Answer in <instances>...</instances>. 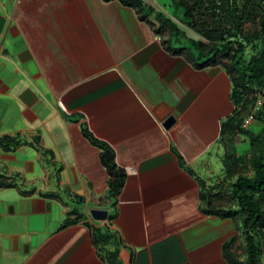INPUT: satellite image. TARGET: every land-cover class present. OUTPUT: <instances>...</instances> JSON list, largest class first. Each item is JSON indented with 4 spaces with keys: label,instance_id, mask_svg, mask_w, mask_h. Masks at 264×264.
<instances>
[{
    "label": "crops",
    "instance_id": "0c3cea01",
    "mask_svg": "<svg viewBox=\"0 0 264 264\" xmlns=\"http://www.w3.org/2000/svg\"><path fill=\"white\" fill-rule=\"evenodd\" d=\"M122 1L0 0V137L21 142L0 144V264H107L116 246L122 264H231V239L237 258L239 225L200 200L230 79L171 52ZM83 128L125 171L114 200ZM95 230L114 236L101 251Z\"/></svg>",
    "mask_w": 264,
    "mask_h": 264
},
{
    "label": "trees",
    "instance_id": "16d2710c",
    "mask_svg": "<svg viewBox=\"0 0 264 264\" xmlns=\"http://www.w3.org/2000/svg\"><path fill=\"white\" fill-rule=\"evenodd\" d=\"M221 1L220 3H218ZM124 5L139 12H149L159 25L157 32H168L163 44L174 54L184 53L193 60L195 66L220 65L231 82V101L234 106L232 114L221 123L220 141L228 135L247 133L250 137V164L253 175H239L231 188L236 198L239 215L238 229L244 237L243 261H239L232 253L234 239L223 246V254L231 264H261V243L264 237V127L258 134L246 131L242 127L243 121L253 113V118L264 125V104L254 110L257 96L264 92V0H173L175 7L183 9L180 21L194 31L201 39H189L197 52L193 53L189 45L172 46V38H182L178 25L162 12H153L152 8L142 0H123ZM209 14L214 23L201 24L199 16ZM223 15L226 19L222 21ZM255 24L254 31L244 29V24ZM199 61L198 59H201ZM249 94H253L252 101ZM254 103V105H252ZM246 115L244 109L248 108ZM83 135L101 150L100 161L108 173V197L114 200L119 194L125 181V171L117 166L114 152L106 144L95 140L86 128ZM0 144L5 149L14 148L21 144L16 137H0ZM223 144V143H222ZM182 162V159H179ZM5 183L0 182V187ZM210 188H205L201 181L200 200L208 214L222 218H234L228 211H220L212 204ZM205 202V205L203 204ZM236 219V218H235ZM67 218L64 226L75 222ZM93 242L100 244V251L104 245L111 243L114 236L108 232L95 230ZM106 248V247H105ZM107 264H122L118 259L119 247L108 249L104 253Z\"/></svg>",
    "mask_w": 264,
    "mask_h": 264
},
{
    "label": "rangeland",
    "instance_id": "374dc122",
    "mask_svg": "<svg viewBox=\"0 0 264 264\" xmlns=\"http://www.w3.org/2000/svg\"><path fill=\"white\" fill-rule=\"evenodd\" d=\"M146 5L150 6L153 10V12H162L164 16L172 19L179 27L180 32L183 33L181 35L182 38H179V40H176V38H172L171 44L172 46H181V45H189L190 49L193 51V53L197 52V47H191L194 46L189 39L198 40L201 39L199 35H197L194 31H192L189 27L184 25L180 21V17L182 16L183 9H178L175 7V3L173 0H145L143 1ZM137 13H139L140 18H144L145 21L149 23L150 26L152 24L158 25L156 21L153 18V14L147 12H139L137 10ZM176 19L174 18L175 16ZM200 23L203 24L204 22H210L214 23L213 18L209 16V14H205L203 16H199ZM226 19V16L223 15L222 21ZM151 22V23H150ZM244 29L248 31H254L255 30V24H252L251 22H247L244 24ZM157 30V28H155ZM162 39H166L168 37V32L166 30H163L161 32ZM204 41L203 39H201ZM205 42V41H204ZM199 61L202 60L198 59ZM264 99V95L262 96ZM249 100L252 101V98H254L253 94H249L248 96ZM254 105V103L252 104ZM249 106L250 104H247L246 109H244V113L246 112V115L249 113ZM250 116V115H249ZM264 127V125L258 121L255 120V118H252L250 122L243 127L246 131H250L251 133L258 134L261 129ZM220 141V140H219ZM223 143V144H222ZM250 137L247 136V133L237 134L235 136L228 135L225 138L222 139V141L219 143L221 147H223V150L220 152V147L216 146V149L219 150L216 152L218 154L216 160H214V163L217 162V159L220 161L217 163V169L213 170V173L211 175L210 181L205 183V188H210L209 192L211 193V200L212 204L215 208H219L220 211H228L232 217L233 220L237 222L239 225V209L238 204L236 201V198L233 195L231 185L236 180V178L239 175H253V168L252 164H250ZM219 152V153H218ZM205 205V202H203ZM236 218V219H235ZM243 238L240 241H236L237 245H234V253L236 254L237 258L244 259V242ZM261 243V264H264V237L260 240ZM236 244V243H235Z\"/></svg>",
    "mask_w": 264,
    "mask_h": 264
},
{
    "label": "water",
    "instance_id": "95a60500",
    "mask_svg": "<svg viewBox=\"0 0 264 264\" xmlns=\"http://www.w3.org/2000/svg\"><path fill=\"white\" fill-rule=\"evenodd\" d=\"M107 214L108 212L105 209L95 208V209L90 210V215L95 221L105 220L107 218Z\"/></svg>",
    "mask_w": 264,
    "mask_h": 264
},
{
    "label": "built area",
    "instance_id": "2783aa9c",
    "mask_svg": "<svg viewBox=\"0 0 264 264\" xmlns=\"http://www.w3.org/2000/svg\"><path fill=\"white\" fill-rule=\"evenodd\" d=\"M145 1V0H143ZM221 1H219L218 3H220ZM264 95V92L261 94L259 93L258 96H257V102H256V106H255V109H258L262 104H264V99H263V96ZM253 118V114H250V116H248L245 121L243 122V127H245L249 122L250 120Z\"/></svg>",
    "mask_w": 264,
    "mask_h": 264
},
{
    "label": "clouds",
    "instance_id": "9594fccd",
    "mask_svg": "<svg viewBox=\"0 0 264 264\" xmlns=\"http://www.w3.org/2000/svg\"><path fill=\"white\" fill-rule=\"evenodd\" d=\"M142 1H143V0H142ZM256 102H257V101H256ZM262 105H263V104H262ZM255 106H256V104H255ZM254 109H255V107H254ZM251 114H253V113H251ZM244 121H245V120H244ZM244 121H243V122H244ZM242 127H243V123H242ZM93 209H95V208H93ZM98 209H99V208H98ZM91 210H92V209H91Z\"/></svg>",
    "mask_w": 264,
    "mask_h": 264
}]
</instances>
